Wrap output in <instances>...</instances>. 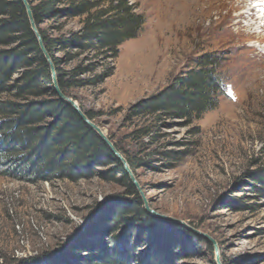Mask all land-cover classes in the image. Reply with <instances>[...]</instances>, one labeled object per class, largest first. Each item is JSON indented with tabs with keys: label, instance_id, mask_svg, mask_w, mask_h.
I'll use <instances>...</instances> for the list:
<instances>
[{
	"label": "rangeland",
	"instance_id": "1",
	"mask_svg": "<svg viewBox=\"0 0 264 264\" xmlns=\"http://www.w3.org/2000/svg\"><path fill=\"white\" fill-rule=\"evenodd\" d=\"M65 1L56 8L65 10ZM239 1L231 0L227 12L220 8L225 0H127L145 17L142 31L120 46L111 76L68 90V98L90 113L111 143L140 159L131 171L147 216L132 234V244L140 243L139 259L156 254L164 264H217L215 245L219 264H264V0H249L255 16L241 19L238 27ZM209 6L216 9L204 19L209 29L198 34L181 26L194 23L187 15ZM82 19L60 13L44 19L41 29L51 39L66 38ZM246 24L263 37H249ZM212 52L226 58L215 109L190 123L130 117V106L157 94L193 68L196 58ZM54 57L64 73L87 67L77 77L82 80L98 76L109 63L76 47L57 46ZM10 100L16 101L12 93L0 95V102ZM148 126L149 135L135 140L133 132ZM112 166L95 168L90 178L77 181H31L0 164V264L56 260L83 233L81 239L106 242L122 237L124 223L115 232L105 227L118 203L131 201L123 184L107 177L115 175Z\"/></svg>",
	"mask_w": 264,
	"mask_h": 264
},
{
	"label": "trees",
	"instance_id": "2",
	"mask_svg": "<svg viewBox=\"0 0 264 264\" xmlns=\"http://www.w3.org/2000/svg\"><path fill=\"white\" fill-rule=\"evenodd\" d=\"M26 1L54 66L59 91L66 97L71 88L96 85L111 76L120 46L137 38L145 24L144 15L136 12V7L127 0H66L69 6L62 11L56 5L63 0ZM60 13L83 17L80 28L66 38L51 39L41 29V24L44 19ZM57 46L62 50L76 47L94 59L108 61V67L93 79H78L88 68L76 66L64 73L54 57ZM225 62L221 52L200 55L193 68L181 72L163 90L130 106V117L178 119L188 123L199 120L218 105L224 89L221 70ZM7 92L12 93L16 101L0 102V164L8 163L12 176L31 181L53 178L77 181L90 178L95 168L112 164L115 175L107 177L123 184L126 195L131 198V201L125 199L118 203L113 217L105 224L115 232L119 224L124 223L127 231L122 237L112 236L111 241L106 242L102 237L81 239L83 233L61 258L31 264L163 263L156 254L144 259L136 256L140 243L132 244V234L136 232V223L147 218L140 209L137 190L102 139L57 96L49 65L30 28L21 0H0V95ZM82 112L92 121L88 111ZM151 130L149 126L139 128L133 132V137L136 140L149 135ZM113 145L133 171L140 159L128 157L116 143ZM80 253L87 256L80 259Z\"/></svg>",
	"mask_w": 264,
	"mask_h": 264
},
{
	"label": "water",
	"instance_id": "3",
	"mask_svg": "<svg viewBox=\"0 0 264 264\" xmlns=\"http://www.w3.org/2000/svg\"><path fill=\"white\" fill-rule=\"evenodd\" d=\"M24 7H25V11L29 20V24H30V28L32 30V32L35 35V38L37 39L39 48L45 58V60L47 61L49 68H50V72H51V79H52V83H53V87L54 90L57 94V96L59 97V99L63 100L64 102L68 103L79 115L80 119L86 124L88 125L101 139L102 141L107 145V147L110 149V151L112 152V154L116 157V159L122 164L125 173L128 175L129 179L131 180L132 184L134 185V187L139 190V186L138 183L135 181V178L131 172V169L129 168L125 158L115 149L113 143H111L109 141V139L103 134V132L99 129L98 126H96L94 123H92L85 115L84 113L79 109V107L75 104V102H73L70 98L66 97L65 95H63L58 88L57 82L55 80V70H54V66L52 64V62L50 61V58L47 54V52L45 51L43 44H42V40L41 37L37 31V28L34 24V21L32 19L31 16V12H30V7L29 4L27 3L26 0H21ZM86 222H84L85 224ZM79 229V228H78ZM77 229V230H78ZM76 230V231H77ZM207 237V236H206ZM208 238V237H207ZM67 242L63 243V246L66 244ZM214 245V244H213ZM215 247V252H216V257H217V264H219V258L217 255V249L216 246Z\"/></svg>",
	"mask_w": 264,
	"mask_h": 264
},
{
	"label": "bare ground",
	"instance_id": "4",
	"mask_svg": "<svg viewBox=\"0 0 264 264\" xmlns=\"http://www.w3.org/2000/svg\"><path fill=\"white\" fill-rule=\"evenodd\" d=\"M210 1V0H209ZM226 1V3L224 4H221L220 5V8L223 6V10H226L227 12H228V10L230 11L231 9H232V7L231 6H229V4H230V2H231V0H225ZM204 3H205V1H203ZM248 2H249V0H240L238 3H237V5H238V7L236 8L237 10H239L240 11V13L238 14V19H240L238 22H236V25L239 27L240 25V22H241V19H246V18H248V17H250V18H252V17H254L255 16V6H252V4L254 3V2H251V4H248ZM202 3V2H201ZM198 4H200V3H198ZM197 5V4H196ZM240 5V6H239ZM203 7H204V5H203ZM214 7H215V5H214ZM192 8V7H191ZM210 8H212L211 6H209V8H207V7H205V8H202L200 11H198V13L197 14H189V15H187V19H191V18H193L194 19V23H181V26L183 27L184 25L185 26H188L189 28L190 27H194V29H195V31H198V32H200V33H198V34H201L202 32H203V30L204 31H206L207 29H209V26H207V25H205V23H203L204 22V19H206V18H208L209 19V17H211V15H212V13L216 10L215 8H213V9H211L210 10ZM220 8L219 9H217V10H219V13H221V11H220ZM193 9V8H192ZM191 9V10H192ZM204 9H208V11L207 12H205L204 11ZM244 10V11H243ZM185 28H187V27H185ZM245 28H246V30H248V29H250V32H248V35H249V37H251V36H253V35H255V37H259V38H261V37H263V35H261V33L259 32V29L257 28V29H254L253 31H252V27L250 26V25H245ZM261 28H262V30H264V24L261 26ZM191 29V28H190ZM239 30H240V28H239ZM169 45V44H168ZM180 46V45H179ZM184 46V45H183ZM180 49V48H179ZM178 50V49H177ZM163 55H166V53L165 54H163ZM173 57V56H172ZM168 59V58H167ZM169 60V59H168ZM166 62V61H165Z\"/></svg>",
	"mask_w": 264,
	"mask_h": 264
},
{
	"label": "snow or ice",
	"instance_id": "5",
	"mask_svg": "<svg viewBox=\"0 0 264 264\" xmlns=\"http://www.w3.org/2000/svg\"><path fill=\"white\" fill-rule=\"evenodd\" d=\"M229 95H231V93L229 92Z\"/></svg>",
	"mask_w": 264,
	"mask_h": 264
}]
</instances>
